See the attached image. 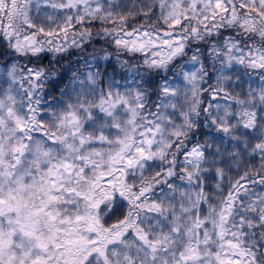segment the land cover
<instances>
[{"label": "snow or ice", "instance_id": "snow-or-ice-1", "mask_svg": "<svg viewBox=\"0 0 264 264\" xmlns=\"http://www.w3.org/2000/svg\"><path fill=\"white\" fill-rule=\"evenodd\" d=\"M0 264H264V0H0Z\"/></svg>", "mask_w": 264, "mask_h": 264}, {"label": "trees", "instance_id": "trees-1", "mask_svg": "<svg viewBox=\"0 0 264 264\" xmlns=\"http://www.w3.org/2000/svg\"><path fill=\"white\" fill-rule=\"evenodd\" d=\"M98 43H99V42H98ZM69 71H71V69H63V70H62V73H63L64 79H67V76H68ZM60 83L62 84V83H63V80H61Z\"/></svg>", "mask_w": 264, "mask_h": 264}]
</instances>
